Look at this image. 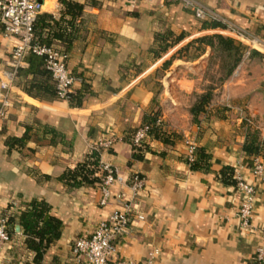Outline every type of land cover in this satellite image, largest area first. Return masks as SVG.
<instances>
[{
	"label": "crops",
	"instance_id": "1",
	"mask_svg": "<svg viewBox=\"0 0 264 264\" xmlns=\"http://www.w3.org/2000/svg\"><path fill=\"white\" fill-rule=\"evenodd\" d=\"M77 1L83 8L69 46L52 41L67 53L66 65L76 77L71 90L85 84L80 103L32 96L14 74L0 117V215L42 198L61 221L59 235L35 259L21 226L11 222L0 264H76L73 239L88 235L118 205L112 196L117 191L130 205L129 222L115 245L118 256L142 261L152 252V264H254L261 248L264 257V180L241 149L247 127L264 136V0H194L204 9L201 17L180 1ZM45 5L41 11L59 16V1ZM212 32L240 40L247 50L214 89L212 103L226 108L217 113L214 106L193 122L189 94L200 90L210 47L191 59L163 61L186 41ZM15 40L0 26V78L10 69ZM152 109L179 137L166 143L146 135L141 157L132 158L130 136ZM24 131L22 143H6ZM106 137L112 138L108 145H96ZM186 141L209 151V169L189 168ZM91 149L119 175L108 185L105 204L99 203L98 182L69 186L58 178ZM224 164L254 188L246 225L235 216L242 192L217 178ZM133 174L143 179L135 190Z\"/></svg>",
	"mask_w": 264,
	"mask_h": 264
},
{
	"label": "trees",
	"instance_id": "2",
	"mask_svg": "<svg viewBox=\"0 0 264 264\" xmlns=\"http://www.w3.org/2000/svg\"><path fill=\"white\" fill-rule=\"evenodd\" d=\"M58 1L61 4L58 17H53L51 13L46 11H41L35 16L32 24V39L45 44H54L52 40L57 39L65 47H68L71 38L74 36V19L80 15L83 3L77 0ZM178 38L179 36H176L173 42ZM165 45L167 43H164L163 46L165 47ZM205 45L210 47L205 70L212 60H217L214 69L217 75H210L206 78L203 73V79L206 82L200 85V90L190 92L187 109L193 122H198V116L201 113L208 112L214 106L217 113L226 108L223 104L212 103L214 89L219 87L223 80L227 78L247 50L246 45L240 40L227 34L212 32L186 41L163 63H167L172 57L191 59L197 56ZM63 50L65 49L63 48ZM251 51L250 49L249 52ZM24 60L25 64L19 66L15 71V74L19 75L22 80V88L28 94L41 99H59L50 73L44 66L43 57L27 52L24 55ZM84 89L85 84L75 91L71 90L67 95V101L70 104H79ZM246 120L244 119V121ZM140 124L147 125V135L163 142L169 143L179 137L177 132L164 125L159 117L158 109L145 112L141 117ZM52 130L49 129V131ZM26 136V131H24L19 137H9L6 139V143H22ZM130 142L133 149L131 157L140 158L142 148L145 147L144 140L140 143H133L130 136ZM241 149L245 155L243 159L246 163L252 164L253 158L257 157L264 165V136L259 135L257 129L247 127ZM185 161L191 169L206 170L209 169L210 153L203 146L194 145L192 157L189 159L185 155ZM97 165L98 152L91 149L73 167L63 169L58 178L69 186L92 185L99 181V176L95 174ZM217 178L224 184L236 183V178L233 176V167L228 164L222 165L217 170ZM25 205L17 213L5 214L6 229L8 231V224L16 221L25 234L27 246L34 250L35 259H38L48 242L59 235L61 221L49 213V204L42 198H31L25 202ZM254 264H264V259H255Z\"/></svg>",
	"mask_w": 264,
	"mask_h": 264
},
{
	"label": "built area",
	"instance_id": "3",
	"mask_svg": "<svg viewBox=\"0 0 264 264\" xmlns=\"http://www.w3.org/2000/svg\"><path fill=\"white\" fill-rule=\"evenodd\" d=\"M46 1L56 2L58 0H0V24L4 35L15 37V42L9 49L8 64L10 69L5 71L4 78H0V117L6 112L7 100L5 96L6 89L10 86L11 78L16 69L25 64L24 55L32 52L43 57L45 68L49 71L54 82L56 94L61 99H66L71 91V86L75 76L70 72L66 65L67 53L62 48L54 44H45L32 39V24L35 16L41 11ZM132 3L135 0H127ZM180 1L185 6L193 8L194 15L203 16L204 9L194 0H172ZM147 125H138L131 134L133 143H140L147 135ZM111 137L102 138L97 141V146H105L111 142ZM96 147V146H95ZM187 158L192 157L194 144L186 141ZM251 169L255 175L264 180V165L259 158L254 157ZM97 170L100 176L99 203L105 204L110 195L108 185L119 179L115 169L105 162H98ZM143 181L142 177L133 174L131 187L135 190ZM236 187L242 192V198L236 208L235 216L241 224L246 225L251 213L253 201V186L243 179L236 178ZM114 200L118 203L103 218L96 221L88 235L76 236L71 243V252L76 264H152V252H149L147 258L142 261L118 256L115 254V245L117 239L126 230L129 222L128 201L124 200V194L121 191L115 192ZM9 239V233L6 229V216L0 215V248ZM263 250L257 248L255 259H263Z\"/></svg>",
	"mask_w": 264,
	"mask_h": 264
},
{
	"label": "rangeland",
	"instance_id": "4",
	"mask_svg": "<svg viewBox=\"0 0 264 264\" xmlns=\"http://www.w3.org/2000/svg\"><path fill=\"white\" fill-rule=\"evenodd\" d=\"M52 4H53V1H46V5L44 6V7H49V6H52ZM215 61H217V60H212V62L211 63H209V65H208V67L206 68V70H205V68H204V75H205V77L206 78H208L210 75H213V76H215V75H217L215 72H214V69H215ZM206 82V80H203V81H201L200 82V85L201 84H203V83H205Z\"/></svg>",
	"mask_w": 264,
	"mask_h": 264
}]
</instances>
